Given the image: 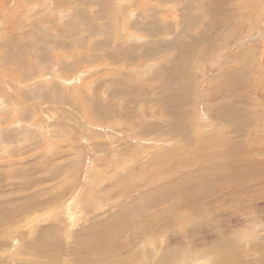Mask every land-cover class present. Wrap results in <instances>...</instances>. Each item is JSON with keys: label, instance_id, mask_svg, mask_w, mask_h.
<instances>
[{"label": "rangeland", "instance_id": "obj_1", "mask_svg": "<svg viewBox=\"0 0 264 264\" xmlns=\"http://www.w3.org/2000/svg\"><path fill=\"white\" fill-rule=\"evenodd\" d=\"M181 263L264 264V0H0V264Z\"/></svg>", "mask_w": 264, "mask_h": 264}, {"label": "bare ground", "instance_id": "obj_2", "mask_svg": "<svg viewBox=\"0 0 264 264\" xmlns=\"http://www.w3.org/2000/svg\"><path fill=\"white\" fill-rule=\"evenodd\" d=\"M127 1V0H126ZM130 2V1H129ZM148 4V3H147ZM150 4V3H149ZM174 5V4H173ZM157 6V5H156ZM166 8V7H165ZM165 8H164V10H165ZM169 8V7H168ZM129 9V8H128ZM124 10V9H123ZM164 10H162V11H164ZM60 11V10H59ZM125 14V13H124ZM125 17V16H124ZM123 17V18H124ZM127 18V17H126ZM70 53V52H69ZM70 85V84H69ZM205 120H206V118H205ZM209 120V119H208ZM210 121V120H209ZM213 122V121H212ZM208 123V122H207ZM208 125V124H207ZM206 125V126H207ZM205 126V125H204ZM209 126V125H208ZM100 236H103V234L102 235H100ZM100 241V240H99ZM101 242V241H100ZM108 243V242H107ZM185 261V260H184ZM191 261V260H190ZM182 264V263H181Z\"/></svg>", "mask_w": 264, "mask_h": 264}]
</instances>
